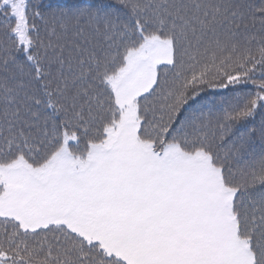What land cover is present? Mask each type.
<instances>
[{
    "label": "snow or ice",
    "instance_id": "1",
    "mask_svg": "<svg viewBox=\"0 0 264 264\" xmlns=\"http://www.w3.org/2000/svg\"><path fill=\"white\" fill-rule=\"evenodd\" d=\"M0 264H264V0H0Z\"/></svg>",
    "mask_w": 264,
    "mask_h": 264
},
{
    "label": "trees",
    "instance_id": "2",
    "mask_svg": "<svg viewBox=\"0 0 264 264\" xmlns=\"http://www.w3.org/2000/svg\"><path fill=\"white\" fill-rule=\"evenodd\" d=\"M51 2L55 3V2H56V0H51Z\"/></svg>",
    "mask_w": 264,
    "mask_h": 264
}]
</instances>
